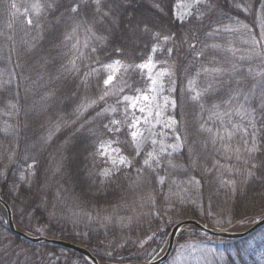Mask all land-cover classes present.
I'll return each instance as SVG.
<instances>
[{
    "label": "trees",
    "instance_id": "trees-1",
    "mask_svg": "<svg viewBox=\"0 0 264 264\" xmlns=\"http://www.w3.org/2000/svg\"><path fill=\"white\" fill-rule=\"evenodd\" d=\"M177 3L0 0V195L19 228L85 247L102 262L130 264L158 255L181 220L226 230L264 215V105L255 140L239 135L234 147L209 128L242 95L247 71L223 30L244 20L254 26L256 12H245L247 0H205L179 21ZM152 56L173 64L184 147L146 165L149 148L137 152L125 97L147 91L136 66ZM117 60L125 67L105 86L112 72L105 66ZM102 142L130 163L114 166L99 154ZM196 244L215 249L211 264H254L264 226L238 239L187 230L171 257ZM0 264L91 263L16 237L0 211Z\"/></svg>",
    "mask_w": 264,
    "mask_h": 264
},
{
    "label": "rangeland",
    "instance_id": "rangeland-1",
    "mask_svg": "<svg viewBox=\"0 0 264 264\" xmlns=\"http://www.w3.org/2000/svg\"><path fill=\"white\" fill-rule=\"evenodd\" d=\"M188 2L189 0H178L175 10L177 20L184 21L189 17L179 18ZM247 5L245 12L249 14L250 9L256 12L255 25L244 20L230 24L223 30L224 35L229 38L228 43L234 51V57L244 62L247 68L244 78L239 80L241 86L239 90L243 93L236 97L233 104L226 103L224 112L221 111L209 125V128L216 133L220 132L226 138L227 144L234 147L237 146L239 135L244 141L255 140L257 109L264 105V0L257 6L253 5L252 0H247ZM151 58L154 67L143 69L149 80V87L146 92L133 97L136 106H130L133 123L139 121L132 131L138 128L143 133L139 149L136 144L135 146L138 153L149 148V153L151 152L154 157V159L149 157V163L158 161L164 154L179 153L184 147L178 132L179 122L174 114L177 104L174 99L176 90L173 82V64L155 56ZM153 80L156 81L155 84L152 83ZM144 96L148 99L145 100ZM141 108L144 109L143 112L140 111ZM153 140L156 141L155 144L152 143ZM234 140L236 141L233 142ZM176 145L179 147H175ZM111 149L115 151H109L105 155L109 157L111 163L113 159L117 160L115 166H121L119 151L114 146H111ZM214 252L215 249L210 245L196 244L180 250L165 264H211ZM255 257L254 264H264V250L257 251Z\"/></svg>",
    "mask_w": 264,
    "mask_h": 264
},
{
    "label": "water",
    "instance_id": "water-1",
    "mask_svg": "<svg viewBox=\"0 0 264 264\" xmlns=\"http://www.w3.org/2000/svg\"><path fill=\"white\" fill-rule=\"evenodd\" d=\"M0 211L10 231L13 234H15L17 237L25 241H29L37 244H51L72 250L82 255L91 264H108L99 260L87 248L77 245L75 243L61 239H50L44 236L31 235L27 232L20 230L19 227L16 225L10 205L1 195H0ZM238 226H242V227L238 228ZM263 226H264V215L258 217L257 220L252 224L235 225L234 227L226 230H220L218 228L212 227L200 220H194V219L181 220L174 225L166 241V244L154 259L146 263H130V264L166 263L173 253L177 238L187 230H196L208 234L210 236L222 238V239H238L252 234L253 232L257 231Z\"/></svg>",
    "mask_w": 264,
    "mask_h": 264
},
{
    "label": "snow or ice",
    "instance_id": "snow-or-ice-1",
    "mask_svg": "<svg viewBox=\"0 0 264 264\" xmlns=\"http://www.w3.org/2000/svg\"><path fill=\"white\" fill-rule=\"evenodd\" d=\"M202 2H203V0H189V2H188V3L186 4V6H185V11H184L183 13L180 14V17H179V18H180V19H184L185 16H192V15H193V11H192V10L195 9L196 7H198ZM96 3L99 5L100 0H96ZM236 6H237V7H241V5H239V4H237ZM13 7L15 8L16 5L13 4ZM33 7L39 9V8H40V5H39V4H35V5H33ZM245 10H247V9L245 8ZM71 11H72L73 13H75V12L77 11V7L74 6V7L71 9ZM32 23H33V21H32L31 18L27 19V24H28V25H32ZM73 31H75V29H74ZM154 35H155L156 37H160V33H155ZM70 38H71L70 36L66 37V39H70ZM162 39H163L164 41H167V40L170 39V37L165 35V36L162 37ZM255 42H256L255 39H253V43H255ZM152 51H153V52L157 51V48H156V47H153ZM70 63H72L73 66L75 65V61H71ZM105 67L108 68V69H111V70H112L111 74H109V75L107 76V78L104 80V85H105V86H109V85H112L113 81L116 79V73L119 72L120 69L123 68V67H125V66L121 63V61L117 60V61H114V62L111 63V64L106 65ZM136 67H138L139 69H150V68L154 67L153 60H152L151 57H149L148 60H147L145 63H142V64H140V65H137ZM206 71H207V70H206ZM217 71H218V70H217ZM152 83L155 84L156 81L153 80ZM105 94H107V93H105ZM199 96H200V93L197 92V94L193 97V99H198ZM101 98H102V97H101ZM143 98H144L145 100L148 99L147 96H144ZM125 100H126V101H129V100L131 101V104H130L131 107H135V106H136L135 98L125 97ZM140 111L143 112L144 109L141 108ZM138 123H139V121H134V123L131 124L130 127L135 128L136 125H137ZM131 136H132V138H133V143L136 144L137 149H139L141 139L143 138V133L140 132V130L137 128L135 131H132V132H131ZM152 143L155 144L156 141L153 140ZM175 147H179V145H176ZM100 148L102 149V151L99 152L100 155H105V154H107L109 151H115V150L111 149L110 144H108V143H106V142H102L101 145H100ZM255 150H256L255 145H253V147H252L251 149H249V151H255ZM138 154H139V153H138ZM148 156H149L150 158H153V159H154L153 154H152L151 152L148 153ZM119 163H120V164H128V163H130V162L127 160L126 157H124V156H120V157H119ZM144 163H145L146 165L149 164V160L146 159V160L144 161ZM112 164L115 166V165L117 164V160L113 159V160H112ZM110 171H111V170H109V169H105L101 174L104 175V176H108V175H110ZM163 179H164L163 177L160 178V182H161V183H163ZM230 183H233V182H230Z\"/></svg>",
    "mask_w": 264,
    "mask_h": 264
},
{
    "label": "bare ground",
    "instance_id": "bare-ground-1",
    "mask_svg": "<svg viewBox=\"0 0 264 264\" xmlns=\"http://www.w3.org/2000/svg\"><path fill=\"white\" fill-rule=\"evenodd\" d=\"M139 154H140V153H139ZM194 220H196V219H194ZM19 229L22 230V231H24V232H27V231L23 230L22 228H19ZM218 229H219V228H218ZM220 230H222V229H220ZM27 233L31 234L30 232H27ZM12 234H13V233H12ZM13 235H15V234H13ZM31 235H33V234H31ZM15 236H16V235H15ZM16 237H17V236H16ZM18 238H19V237H18ZM47 238H49V237H47ZM20 239H21V238H20ZM50 239H56V238H50ZM61 240H64V239H61ZM28 242H29V241H28ZM32 243H33V242H32ZM35 244H37V243H35ZM156 256H157V255H156ZM156 256H155V257H156ZM155 257H154V258H155ZM154 258H153V259H154ZM105 263H106V262H105ZM108 264H111V263H108Z\"/></svg>",
    "mask_w": 264,
    "mask_h": 264
}]
</instances>
